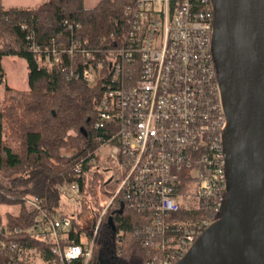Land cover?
Instances as JSON below:
<instances>
[{"label":"built area","instance_id":"built-area-1","mask_svg":"<svg viewBox=\"0 0 264 264\" xmlns=\"http://www.w3.org/2000/svg\"><path fill=\"white\" fill-rule=\"evenodd\" d=\"M214 15L212 0L198 5L191 0H127L97 43L66 19L70 30L49 35L42 46L28 30L29 48L42 54L48 68L80 78L98 93L93 117L98 145L82 157L89 169L97 165L102 172L94 185L99 213L89 232L82 229L77 240L69 238L67 216L46 213L36 195L22 197L27 209H39L37 229L59 264L75 257L87 262L101 218L110 209L141 215L132 234L160 252L143 264H176L223 215L227 116L213 53ZM67 59L73 67H67ZM73 168L67 186L78 195V177L86 187L93 174L81 170V162ZM182 203H201L214 218L192 225L169 220ZM121 234L119 229L116 235ZM27 251L10 239L6 255L17 264Z\"/></svg>","mask_w":264,"mask_h":264},{"label":"trees","instance_id":"trees-1","mask_svg":"<svg viewBox=\"0 0 264 264\" xmlns=\"http://www.w3.org/2000/svg\"><path fill=\"white\" fill-rule=\"evenodd\" d=\"M199 4V0H191ZM127 0H99L85 7L83 0H43L34 7H5L0 0V59L14 54L23 57L27 69V87L18 88L2 82L0 100V204L16 205V210L0 211V264H12L8 259V242L16 241L23 250L34 248L48 264H59L50 242L37 229L39 209H27L23 195L39 198L46 213L60 211L70 219L69 238L78 239L82 229L89 232L100 206L95 201L94 185L102 172L97 165L86 164L82 157L92 151L95 139L93 117L97 88L73 75L48 68L42 54L28 46V30L42 46L49 35L68 32L66 19L79 34L99 42L112 28V18ZM24 22L26 27H21ZM78 23V26L76 25ZM58 39V38H57ZM73 67L67 59V67ZM5 75L0 61V81ZM81 162V170L89 169L93 178L84 187L81 177L80 194L70 192L67 184L73 178V166ZM212 205V203H209ZM202 218L212 219L203 204L187 207L183 203L173 210L169 220L191 225ZM142 222L141 215L129 210L107 211L94 236L90 258L85 264H100L101 260L115 264H143L144 259L159 251L149 250L133 234L132 227ZM14 226L18 230L10 232ZM121 229L122 234L116 235ZM17 264H30L26 257ZM65 264H82L79 257Z\"/></svg>","mask_w":264,"mask_h":264},{"label":"water","instance_id":"water-1","mask_svg":"<svg viewBox=\"0 0 264 264\" xmlns=\"http://www.w3.org/2000/svg\"><path fill=\"white\" fill-rule=\"evenodd\" d=\"M227 116L224 213L176 264H264V0H212Z\"/></svg>","mask_w":264,"mask_h":264},{"label":"rangeland","instance_id":"rangeland-1","mask_svg":"<svg viewBox=\"0 0 264 264\" xmlns=\"http://www.w3.org/2000/svg\"><path fill=\"white\" fill-rule=\"evenodd\" d=\"M2 65L4 68L5 75L3 79L0 81V100L3 97L2 82L4 81L18 88L27 87V69H26V62L23 57L14 54L3 55ZM6 209L16 210V205L0 204L1 212H3ZM27 257L30 261V264H48L46 259H44L42 255L34 248L28 249ZM100 264H115V263L101 260Z\"/></svg>","mask_w":264,"mask_h":264},{"label":"crops","instance_id":"crops-1","mask_svg":"<svg viewBox=\"0 0 264 264\" xmlns=\"http://www.w3.org/2000/svg\"><path fill=\"white\" fill-rule=\"evenodd\" d=\"M43 0H2L5 7H34ZM99 0H83L85 7H93ZM3 57V56H2ZM2 57L0 59L2 63Z\"/></svg>","mask_w":264,"mask_h":264}]
</instances>
